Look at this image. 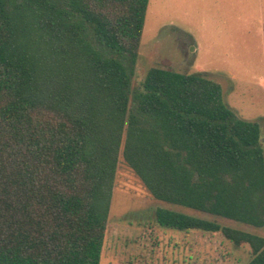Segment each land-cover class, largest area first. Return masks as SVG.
<instances>
[{
    "label": "trees",
    "instance_id": "16d2710c",
    "mask_svg": "<svg viewBox=\"0 0 264 264\" xmlns=\"http://www.w3.org/2000/svg\"><path fill=\"white\" fill-rule=\"evenodd\" d=\"M150 0H0V264H101L122 156L152 196L264 227L261 124L202 72L153 66ZM158 226L264 237L165 207Z\"/></svg>",
    "mask_w": 264,
    "mask_h": 264
},
{
    "label": "rangeland",
    "instance_id": "374dc122",
    "mask_svg": "<svg viewBox=\"0 0 264 264\" xmlns=\"http://www.w3.org/2000/svg\"><path fill=\"white\" fill-rule=\"evenodd\" d=\"M153 66L202 72L219 82L224 101L239 117L260 122L264 147V0H150L134 87ZM158 207L264 237V227L155 199L121 156L101 264H247L251 259L249 246H236L220 233L158 226Z\"/></svg>",
    "mask_w": 264,
    "mask_h": 264
}]
</instances>
